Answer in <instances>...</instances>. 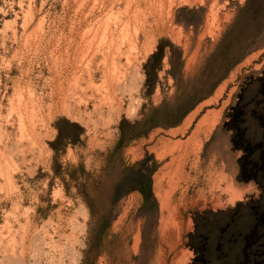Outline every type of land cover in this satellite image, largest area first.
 Returning <instances> with one entry per match:
<instances>
[{"label": "rangeland", "instance_id": "obj_1", "mask_svg": "<svg viewBox=\"0 0 264 264\" xmlns=\"http://www.w3.org/2000/svg\"><path fill=\"white\" fill-rule=\"evenodd\" d=\"M127 1L0 0V264H264V0Z\"/></svg>", "mask_w": 264, "mask_h": 264}, {"label": "bare ground", "instance_id": "obj_2", "mask_svg": "<svg viewBox=\"0 0 264 264\" xmlns=\"http://www.w3.org/2000/svg\"><path fill=\"white\" fill-rule=\"evenodd\" d=\"M126 2H125V4H127L128 5V1L127 0H125ZM130 1V0H129ZM145 1V0H144ZM149 2H150V4H153L154 6H155V4H157L159 1H162V0H148ZM114 2V1H113ZM149 2H148V4H149ZM132 3V2H131ZM130 4V3H129ZM158 4H160V3H158ZM157 4V5H158ZM126 5V6H127ZM106 6V5H105ZM152 6V5H151ZM160 6H161V4H160ZM93 9V8H92ZM157 9V8H156ZM90 12H91V10H89ZM92 16V15H91ZM84 18V17H83ZM82 18V19H83ZM92 19V18H91ZM85 20V19H84ZM96 20V19H95ZM94 20V21H95ZM86 21V25H87V19L85 20ZM85 21H83V22H85ZM92 21V20H91ZM128 22V21H127ZM127 22H125V24H124V26H123V31L120 33V36L119 37H121L122 39H124V38H126L127 39V37L129 38V34H128V32H125V27L127 26ZM80 24V23H79ZM93 24H94V22H93ZM92 24V25H93ZM102 24V23H101ZM106 24H107V22L105 23V26H104V28L102 29L101 27H99V29H97V32H98V30H101L102 29V31H101V34L103 35V34H107V36H108V38L105 40V38H102V39H104V41H102V40H100V41H102V43H104V46H107V49H111V51H112V56L113 57H115V53H117V51L116 50H114V44L112 43L113 42V40H114V37H113V34L110 32H108V28L109 27H107L106 28ZM88 25H91V23H89V20H88ZM100 25V24H99ZM98 25V26H99ZM103 26V25H102ZM94 28H96V27H94ZM98 28V27H97ZM106 29H108V30H106ZM117 29V28H116ZM120 29V28H119ZM72 30V29H71ZM81 31V30H80ZM116 31V30H115ZM77 32V31H76ZM95 33H96V31H95ZM98 35V34H97ZM84 36V35H83ZM94 36H96V35H94ZM116 39V38H115ZM118 39V38H117ZM120 39V38H119ZM135 39V38H134ZM92 40H94L93 38H92ZM108 40V41H107ZM89 41V40H88ZM107 41V42H106ZM85 43H86V39H85ZM93 43V42H92ZM91 43V44H92ZM101 43V42H100ZM79 45V44H78ZM104 48V47H103ZM113 48V49H112ZM106 51V50H105ZM107 51H109L110 52V50H107ZM109 54V53H108ZM118 55V54H117ZM111 56V55H110ZM111 56V57H112ZM108 57V56H107ZM69 59V58H68ZM65 62V61H64ZM108 77H109V75H108ZM110 78H111V76H110Z\"/></svg>", "mask_w": 264, "mask_h": 264}, {"label": "trees", "instance_id": "obj_3", "mask_svg": "<svg viewBox=\"0 0 264 264\" xmlns=\"http://www.w3.org/2000/svg\"><path fill=\"white\" fill-rule=\"evenodd\" d=\"M255 221L253 224L249 227V229L243 234L244 239L243 242L254 240L259 234V227H263L264 232V211L260 210L258 212L257 217L254 219Z\"/></svg>", "mask_w": 264, "mask_h": 264}]
</instances>
